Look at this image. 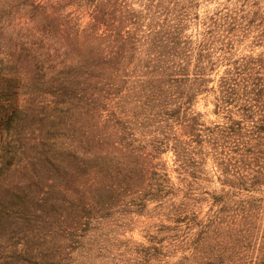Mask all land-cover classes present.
<instances>
[{"label":"trees","instance_id":"16d2710c","mask_svg":"<svg viewBox=\"0 0 264 264\" xmlns=\"http://www.w3.org/2000/svg\"><path fill=\"white\" fill-rule=\"evenodd\" d=\"M202 1L0 0V264H264V0Z\"/></svg>","mask_w":264,"mask_h":264},{"label":"rangeland","instance_id":"374dc122","mask_svg":"<svg viewBox=\"0 0 264 264\" xmlns=\"http://www.w3.org/2000/svg\"><path fill=\"white\" fill-rule=\"evenodd\" d=\"M237 0H207V1H202L200 7H199V11H200V14L203 16L205 15L206 13L208 12H212L214 11L215 9L217 8H221V7H224L226 4H233L234 2H236ZM193 28H195V26H193ZM194 30V29H193ZM248 43L247 40L243 41V43L240 45V49L241 50H244L243 52H248L246 51L247 46L246 44ZM258 51H261L262 48H258L257 49ZM224 67H222V71H223ZM216 75V74H215ZM198 109L201 110L202 112L206 113L205 115V118L208 122H212V121H220L221 118L215 114L213 112L214 110V103L212 101V97L209 96V98H205V96L202 97L199 105H198ZM167 159L169 160L170 162V165H172L174 162H173V153L170 152L168 155H167ZM212 164V162H211ZM173 176L175 178V180H177V174L175 172H173ZM208 186H210L211 188L213 187H220V183L218 182V180L215 181V183L213 184H209ZM204 210L207 211L208 210V206L206 203H204ZM156 220V219H155ZM133 235L139 239V240H143L144 237H143V234L141 233V230L140 229H137Z\"/></svg>","mask_w":264,"mask_h":264}]
</instances>
